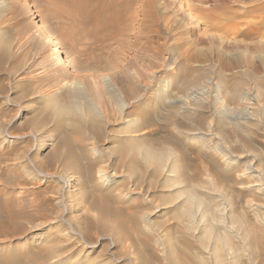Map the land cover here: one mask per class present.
<instances>
[{
	"label": "rangeland",
	"instance_id": "obj_1",
	"mask_svg": "<svg viewBox=\"0 0 264 264\" xmlns=\"http://www.w3.org/2000/svg\"><path fill=\"white\" fill-rule=\"evenodd\" d=\"M0 164V264H264V0H0Z\"/></svg>",
	"mask_w": 264,
	"mask_h": 264
},
{
	"label": "bare ground",
	"instance_id": "obj_2",
	"mask_svg": "<svg viewBox=\"0 0 264 264\" xmlns=\"http://www.w3.org/2000/svg\"><path fill=\"white\" fill-rule=\"evenodd\" d=\"M30 13V19H35V14H33L32 12H29ZM177 18H179V19H181V20H185L186 19V16L179 10L178 12H177ZM38 28H39V30L41 31V33H43V35H44V37H43V41L46 43V44H48L49 46H51V52H52V54H53V59H54V61H55V63H58V64H62V65H64V66H67V67H72V69L75 71V72H77V73H80L81 72V69H80V67H79V65L76 63V62H74L70 57H66V52H63V50L61 49V47H60V45L56 42V41H54L53 39H52V37H51V35L50 34H48V33H45L44 32V27L41 25V24H38ZM69 37H72V34H70L69 35ZM214 42H216V40L215 39H212ZM65 53V54H64ZM68 53V52H67ZM76 108V107H75ZM63 141H64V139H63ZM129 141V140H128ZM122 142V141H121ZM129 142H131V141H129ZM64 143V142H63ZM125 143V142H124ZM61 144V143H60ZM66 144V143H65ZM68 144V143H67ZM137 144V143H136ZM136 144L135 143H132L131 142V144L129 145V144H126L127 146H129V148H126V151H125V149H124V151L122 150H120L119 149V151H121L122 152V154L124 153L125 155H127L128 156V154H126V152L128 153L129 152V150H130V153H131V155H133L132 154V151L135 153V152H138L139 150H142V154L144 155V157H146V160H148V161H150V162H152V164L154 163L156 166H159L163 161H164V158L166 157V155L164 154V153H160V152H155V151H151L150 149H147L146 147H144L143 145V148L142 149H137L138 147H136ZM61 146V145H60ZM63 146H61V148H62ZM66 147L67 146H65L64 148L66 149ZM123 147V146H122ZM124 147H126V146H124ZM60 148V149H61ZM64 149V150H65ZM69 149V148H68ZM67 149V150H68ZM122 149V148H121ZM63 150V149H62ZM66 150V151H67ZM128 150V151H127ZM132 150V151H131ZM61 151V150H60ZM69 151V150H68ZM67 151V153H69ZM71 152V151H70ZM140 152V151H139ZM139 152H138V154H139ZM57 153L61 156V153H59L58 152V150H57ZM63 153V152H62ZM141 153H140V155H141ZM59 155H57V156H59ZM117 155H119V152H118V154ZM130 155V156H131ZM168 155V154H167ZM63 156H65V155H63ZM63 156H61L60 158H64ZM68 156V155H67ZM124 158L126 157V156H124V155H122ZM134 156V155H133ZM54 158H56V157H54ZM58 158V157H57ZM120 158V157H119ZM127 158V157H126ZM129 158V157H128ZM133 160V159H132ZM131 160V161H132ZM134 160H136V158H134ZM133 160V161H134ZM1 165V164H0ZM162 167V166H161ZM160 168V167H159ZM193 196V195H192ZM192 198H194V197H192ZM196 199V198H195ZM194 199V200H195ZM194 200H192V199H188L187 201H185V203H184V205H182L183 206V208L182 207H179V209L180 208H182L183 209V216H185V217H187V218H189L190 216H192L191 214H192V209H193V206L197 203V201L195 202ZM198 200V199H197ZM33 201V200H32ZM199 202V201H198ZM200 203V202H199ZM198 203V204H199ZM31 204V203H30ZM183 204V203H182ZM32 205V204H31ZM34 205V204H33ZM198 206V205H197ZM34 208V207H33ZM199 208V207H198ZM200 209V208H199ZM22 211V210H21ZM21 211H19V212H21ZM24 212V211H23ZM22 212V213H23ZM21 213V214H22ZM197 213V212H196ZM200 213V212H199ZM202 213V212H201ZM16 214H18V213H16ZM21 214H19V215H21ZM211 214V213H210ZM213 214V213H212ZM211 214V215H212ZM14 214L11 212V216H13ZM23 215V214H22ZM194 215V214H193ZM27 216V215H26ZM195 216V215H194ZM193 216V217H194ZM24 217V216H23ZM99 217V216H98ZM206 217V216H205ZM18 218V217H17ZM192 218V217H191ZM212 218H214L215 219V217H212ZM236 218H238V217H236ZM12 219V218H11ZM213 219V220H214ZM234 219H235V217H234ZM188 220V219H187ZM190 220V219H189ZM188 220V221H189ZM216 220V219H215ZM218 220H219V218H218ZM231 220H233V219H231ZM230 220V221H231ZM242 221V220H241ZM16 222V221H15ZM109 222V221H108ZM240 221L237 219V220H234V223L235 224H237V228H236V233L238 234H240V239H241V241L242 242H244L245 241V239L248 237V231H249V229H248V231H247V228L246 227H244V226H242V225H240V223H239ZM243 222V221H242ZM241 222V223H242ZM117 223V222H116ZM233 223V224H234ZM123 224V223H122ZM235 224H234V226H235ZM109 225V224H108ZM113 225V224H112ZM17 226V225H16ZM104 226H106V225H104ZM116 226V225H115ZM233 226V227H234ZM110 227V226H109ZM232 227V229H234ZM214 230H215V227H212ZM188 229V228H187ZM207 229V228H206ZM210 229H211V227H210ZM212 229V230H213ZM205 230V229H204ZM251 230V229H250ZM226 231V230H225ZM205 232V231H204ZM212 232V231H211ZM210 231H206V233H204L202 236H203V238H202V241L203 242H205L206 240H208V238H210V235L213 233V234H215L214 232H212L211 233ZM215 232H216V230H215ZM227 232V231H226ZM216 233H218V232H216ZM257 233V232H256ZM222 234V233H221ZM235 234V233H234ZM199 235V234H198ZM231 236L232 235H230V238H231ZM256 236V235H255ZM185 237V236H184ZM214 237H215V239H214ZM214 237H213V239H214V245H213V250H211V251H213L212 252V254H214V256H215V260H214V263L215 264H226V257L225 256H229L227 253H226V250L228 249L227 247H228V242H229V239H227L228 237H224V236H222V235H214ZM233 237H235L234 235H233ZM238 237V236H237ZM258 237V236H257ZM257 237H256V239H257ZM253 238H254V236H253ZM258 238H260V236L258 237ZM212 240V239H211ZM236 240V239H235ZM260 240V239H259ZM254 241V243H258V239L255 241V240H253ZM252 241V242H253ZM188 241H185L184 243H187ZM252 242H250V244L248 245V247L250 248V249H253V243ZM189 243H191L190 242V240H189V242L187 243V244H189ZM202 243V242H201ZM231 243H233V240H232V242ZM249 243V242H248ZM262 243V242H261ZM264 243V242H263ZM262 243V244H263ZM187 244H185V246H189V245H187ZM234 244V243H233ZM264 245V244H263ZM199 246V245H198ZM50 248H52V247H50ZM188 248H190V246L188 247ZM227 248V249H226ZM47 249V248H46ZM46 249H44V250H46ZM183 249V248H182ZM187 249V248H186ZM191 249H193L192 248V246H191V248L189 249L190 251H191ZM210 249V248H209ZM246 249V248H245ZM53 250V249H52ZM184 250V249H183ZM232 250H234V249H230L229 250V252L228 253H230V251H232ZM236 250V249H235ZM238 250V249H237ZM241 250V249H240ZM257 250V249H256ZM193 251V250H192ZM191 251V252H192ZM210 251V252H211ZM258 251V250H257ZM264 251V250H263ZM46 252H48V253H50V251H48V249L46 250ZM180 252H182L181 250H179L178 251V254L180 253ZM210 252L208 253V254H210ZM233 252V251H232ZM237 252V251H236ZM54 253V252H53ZM61 253H63V252H61ZM186 253V252H185ZM199 253V252H198ZM234 253V252H233ZM252 253V252H251ZM40 254H44V253H40ZM51 254V253H50ZM49 254V255H50ZM181 254H183V255H185L183 252L182 253H180L179 255H181ZM226 254V255H225ZM250 254V253H249ZM253 255H254V253H252ZM256 254V253H255ZM258 254V253H257ZM256 254V255H257ZM259 254H260V252H259ZM46 255V254H45ZM191 255H193V254H191ZM191 255H189V258H190V256ZM194 255H195V253H194ZM248 255V254H247ZM44 256V255H43ZM47 256V255H46ZM172 256H173V254H172ZM182 256V255H181ZM196 256V255H195ZM210 256V255H209ZM213 256V255H212ZM213 256V257H214ZM236 256V255H235ZM250 256V255H249ZM255 256V255H254ZM174 257V256H173ZM172 257V258H173ZM186 258H188V255H187V253H186V256H185ZM185 257H184V259H185ZM194 256H192V258H193ZM212 257V258H213ZM231 257H233V256H231ZM230 258V257H229ZM236 258V257H235ZM251 258V257H250ZM257 258V257H256ZM43 259V258H42ZM41 259V260H42ZM46 259V258H45ZM174 259H176V258H173V262L175 261V262H178V257H177V259L178 260H174ZM195 259H196V257H195ZM194 259V260H195ZM214 259V258H213ZM231 259V258H230ZM237 259V258H236ZM188 260H190V259H188ZM229 260V259H228ZM35 261H37V260H35ZM47 261V260H46ZM58 261V260H57ZM179 261H181V260H179ZM190 261H193V260H190ZM201 260H199V262H200ZM40 262V261H39ZM53 262V261H52ZM174 262V263H175ZM187 262V261H186ZM204 262V261H203ZM229 262V261H228ZM227 262V263H228ZM29 263V262H28ZM27 262H26V264H28ZM42 263H44V262H42ZM10 264V263H9ZM12 264V263H11ZM20 264V263H19ZM22 264V263H21ZM31 264H33V261L31 262ZM34 264H35V262H34ZM36 264H37V262H36ZM179 264V263H178ZM186 264V263H185ZM189 264V263H188ZM194 264H195V262H194ZM232 264V263H231Z\"/></svg>",
	"mask_w": 264,
	"mask_h": 264
}]
</instances>
